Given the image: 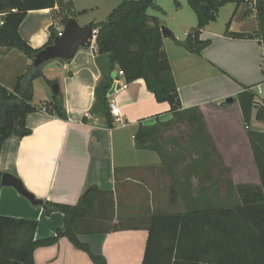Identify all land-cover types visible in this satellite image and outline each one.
I'll return each mask as SVG.
<instances>
[{"label": "crops", "instance_id": "1", "mask_svg": "<svg viewBox=\"0 0 264 264\" xmlns=\"http://www.w3.org/2000/svg\"><path fill=\"white\" fill-rule=\"evenodd\" d=\"M232 1L236 2L235 7L225 28L211 31L209 23L201 30L199 39L208 40L209 44L200 53L177 44L196 26L191 24L192 17L182 11L183 5L179 3L175 12L183 22L180 26L182 34L178 35L159 20L160 26L171 33V36L163 37V50L181 106H198L201 109L208 127L211 125L213 140L219 146H222L219 136L226 133L223 149L219 151L225 166L230 169L229 177L233 184L259 185L246 131L240 137L235 135L237 130H230V125L234 124L230 110L234 106L237 120L242 122L235 99L237 94L244 87L253 89L255 85L263 86L261 92H264V50L258 35L256 0H228ZM41 10L45 9L28 11L18 28L21 37L33 48H40L48 41L51 25L57 31L63 25L56 24L52 15L57 6L47 8L45 13H40ZM2 19L3 14H0V21ZM225 31L242 33L245 37L235 38ZM31 68L33 60L21 51L0 47L1 85L12 89L17 78L28 74ZM114 68L118 70L116 65ZM41 71L43 76L32 80V104L37 110L26 116L25 126L29 132L19 138L11 136L1 146L2 174L17 178L23 189L37 200L67 205H75L84 190L95 185L102 194L96 198L94 211L101 207L105 197L107 202L109 198L112 201L109 225H141L152 211L164 213L178 204L177 199L174 203L170 201V178L157 153L148 148H137L134 141L140 124L148 125L170 116L167 102H157L142 78L129 81L126 89L114 95L125 125L112 123L108 127L100 112L90 110L95 101V86L102 75L89 49L80 48L68 61L48 60L41 65ZM38 78L46 84L40 104L34 102L37 96L34 83ZM46 79L57 82L66 119L48 112L53 93ZM228 97L233 98L231 103L225 102ZM263 99L264 96L257 100ZM254 114L255 110L252 116L254 123L251 121L250 127L254 125V129L264 132V120L255 121ZM241 143L246 147V160L239 150ZM233 161L240 163L241 167L245 163L253 165L256 182L250 183L244 173H235ZM235 177H242L244 181L233 180ZM218 186L221 193L227 192L226 184L219 183ZM223 202L231 204V200ZM0 215L36 221L34 238L37 240L55 236L57 229L64 227L61 211L47 213L43 206L33 204L15 187L1 183ZM78 238L88 245L93 255L102 257L105 264H141L147 231L142 227L105 232L81 230ZM33 258L35 264H94L85 251L74 247L63 236L54 244L37 247Z\"/></svg>", "mask_w": 264, "mask_h": 264}, {"label": "trees", "instance_id": "2", "mask_svg": "<svg viewBox=\"0 0 264 264\" xmlns=\"http://www.w3.org/2000/svg\"><path fill=\"white\" fill-rule=\"evenodd\" d=\"M186 1L197 17V24L177 44L200 53L209 44L208 40L199 39L201 30L215 21L219 8L228 0ZM154 5L155 0H122L106 20L93 23L95 47L98 54L111 53V71L116 65L123 70L128 82L142 78L157 102L170 105V119L161 125L167 126L176 120V124H183L187 129L188 144L182 146L177 138H173L174 148H166L167 141L160 140L156 125L140 124L134 135L137 148H148L157 153L170 178V201L174 203L180 198L184 210L152 214L141 225H109L112 201L109 198L107 202L105 197L101 207L94 211L96 198L102 191L91 185L75 205L40 200L47 213L58 210L64 214V227L58 228L56 235L49 238H34L37 227L34 220L0 215V264H35V249L54 244L60 236L85 251L94 264H105L102 257L93 255L88 245L79 240V232L141 227L147 231L141 264H264V132L250 127L254 110L255 120H264V99L258 101L250 86L244 87L236 96L260 184L235 185L201 109L198 106H181L163 50L159 19L147 13V9ZM55 6L58 7L61 24L74 17L72 0H0V14H3L0 47L18 49L33 60L41 48L52 43L58 31L51 25L48 41L40 48H33L19 34V25L28 11ZM255 10L258 35L264 50V0L255 1ZM225 34L245 37L242 33L225 31ZM40 76H43L41 65L18 77L12 89L0 84V150L3 142L12 136L15 126L24 131L23 135L29 132L25 126L26 116L37 110L32 104V80ZM46 82L49 85L53 83L47 79ZM111 82L112 79L99 80L90 109L94 113L100 112L108 127L113 121L107 103ZM47 110L62 119L67 118L60 93L53 95ZM191 147L196 149V154L186 156L183 151ZM1 175L0 171V178ZM219 183L227 185L224 195L219 191ZM213 185L215 188L211 187ZM225 200H231V204H224Z\"/></svg>", "mask_w": 264, "mask_h": 264}, {"label": "rangeland", "instance_id": "3", "mask_svg": "<svg viewBox=\"0 0 264 264\" xmlns=\"http://www.w3.org/2000/svg\"><path fill=\"white\" fill-rule=\"evenodd\" d=\"M122 0H73L74 3V9L76 8V12H74V17L77 20V22L80 25H84L88 22H96V21H103L106 20L107 16L109 13L121 2ZM250 1V0H249ZM179 3L183 5V12L190 15L192 17V23L193 25H196L197 23V17L194 13V11L191 9V7L188 5L186 0H155V5L151 6L147 9V13L149 15H156L158 16L159 20L162 21L163 24L166 26L171 27L178 35L182 34V29H180L181 24L183 23L180 17L176 15V9L179 6ZM235 1L232 2H227L225 5L219 8L216 19L215 21L210 22V30H218L219 28H225L226 23L229 20L234 7H235ZM159 8V9H158ZM53 18L55 20L56 24H61L60 22V17H59V11L58 7L57 10L53 11ZM182 22V23H181ZM116 68H113L111 71V75L114 77L116 73ZM45 82L42 78H38L35 83V91L37 93V96L35 97L34 102L36 104H40L43 102L42 100V91L45 87ZM261 89H263V86H260ZM51 90V89H50ZM253 91L256 94V98L260 100L264 96V92H259L258 91V86L255 85L253 87ZM52 92V90H51ZM236 99V97H235ZM237 103V99H236ZM237 112L235 110V107L233 106L232 109L230 110V116L232 121H234V124L230 125V130H237V133L235 134L236 136H243V131H246L245 126L243 122H240L237 120ZM213 117V116H212ZM170 119V116L163 117L161 119H157L155 122L151 123V125H156L157 128L159 129V135H160V140L167 141L166 142V148L175 147V143L173 142V138H177L178 142L180 145L185 146L188 144V138H187V129L183 124H176L178 123L176 120H173L169 125L163 126L161 125L163 121H167ZM254 123V120H251ZM256 121V120H255ZM207 123V121H206ZM208 126V124H207ZM211 126V125H210ZM210 126L208 127L209 133L213 137V132H210ZM251 126V122H250ZM213 128V126H212ZM252 128L254 129L255 126L253 125ZM234 130V131H235ZM212 131V130H211ZM222 133V132H221ZM226 138V133H222L221 136H219V140L222 144V146H219L217 141L213 140L215 144L217 145L218 149H223V143L224 139ZM226 142H230L229 140L225 139ZM236 148H233L235 150ZM241 151V155H243L244 159L246 160L248 158L247 152H246V147L241 143V148L239 149ZM236 151V150H235ZM221 152V151H220ZM186 156L190 155H195L196 154V149L194 147H191L190 149H185L183 151ZM225 155V154H224ZM245 155V156H244ZM226 156V155H225ZM232 168L235 171V173L240 172L241 174H246L247 179H249L250 183L256 182L255 178V172H254V167L251 164L245 163L244 166H240V163L233 161L232 163ZM233 180L237 181H244L242 177H235ZM222 192H224V187L222 188ZM221 195H224V193H221ZM234 198V196H233ZM178 204L174 207H170L167 209V212H158V211H152V214H169L173 213L176 211H183L184 206L180 198L177 199ZM235 201V200H234Z\"/></svg>", "mask_w": 264, "mask_h": 264}, {"label": "water", "instance_id": "4", "mask_svg": "<svg viewBox=\"0 0 264 264\" xmlns=\"http://www.w3.org/2000/svg\"><path fill=\"white\" fill-rule=\"evenodd\" d=\"M163 37L171 36V33L161 26ZM96 30L94 29L93 22H88L80 25L74 17L68 18L62 25L60 35H57L52 43L41 48L33 58V67H38L44 62L52 59H60L67 61L71 59L77 50L80 48L89 49L93 55V59L99 68L102 78L104 80L111 79V68L113 63L111 61V53L98 54L95 47ZM53 95L59 94V86L57 82L51 84ZM232 97L225 99L226 103H231ZM24 131L15 126L12 130L13 137H22ZM0 183L5 186L15 187L21 194L30 199L33 204H40V200L35 199L25 189H23L21 182L14 176L3 173L0 178Z\"/></svg>", "mask_w": 264, "mask_h": 264}, {"label": "built area", "instance_id": "5", "mask_svg": "<svg viewBox=\"0 0 264 264\" xmlns=\"http://www.w3.org/2000/svg\"><path fill=\"white\" fill-rule=\"evenodd\" d=\"M245 1H249V0H245ZM0 24H2V21H0ZM60 33H61V30L58 31L57 35H60ZM111 79H112V82H111V86L107 94V103H108L110 114L113 119L112 123L124 126L125 120L122 118L120 110L118 106L116 105L114 95L116 92L126 89L128 86V81L125 79V74L123 70L121 69H118L115 73V76L111 77ZM258 91L261 92V88L259 86H258ZM43 109L45 110V108ZM86 115H88V113H86Z\"/></svg>", "mask_w": 264, "mask_h": 264}, {"label": "bare ground", "instance_id": "6", "mask_svg": "<svg viewBox=\"0 0 264 264\" xmlns=\"http://www.w3.org/2000/svg\"><path fill=\"white\" fill-rule=\"evenodd\" d=\"M40 13H45V12H47V10L45 9V10H41V11H39ZM37 42H39V40H37Z\"/></svg>", "mask_w": 264, "mask_h": 264}]
</instances>
